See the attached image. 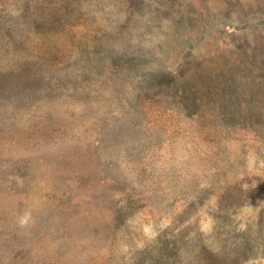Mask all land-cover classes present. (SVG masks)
Here are the masks:
<instances>
[{
    "label": "rangeland",
    "instance_id": "obj_1",
    "mask_svg": "<svg viewBox=\"0 0 264 264\" xmlns=\"http://www.w3.org/2000/svg\"><path fill=\"white\" fill-rule=\"evenodd\" d=\"M172 248L264 264V0H0V264Z\"/></svg>",
    "mask_w": 264,
    "mask_h": 264
},
{
    "label": "trees",
    "instance_id": "obj_2",
    "mask_svg": "<svg viewBox=\"0 0 264 264\" xmlns=\"http://www.w3.org/2000/svg\"><path fill=\"white\" fill-rule=\"evenodd\" d=\"M218 256H220L218 252H214L211 249L191 250L187 252L181 248H172L167 252L160 253L158 258H155V256L153 258L159 260V262L162 261L164 264H186L185 260H191L193 264H216L213 258H218ZM242 259H246V256Z\"/></svg>",
    "mask_w": 264,
    "mask_h": 264
}]
</instances>
